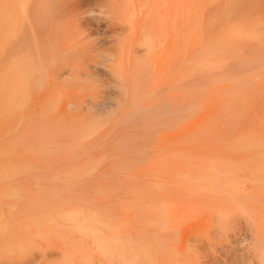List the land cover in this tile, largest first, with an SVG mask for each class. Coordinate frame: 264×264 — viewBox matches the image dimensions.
<instances>
[{
    "label": "rangeland",
    "instance_id": "obj_1",
    "mask_svg": "<svg viewBox=\"0 0 264 264\" xmlns=\"http://www.w3.org/2000/svg\"><path fill=\"white\" fill-rule=\"evenodd\" d=\"M18 1L0 0V86L5 87L10 83L6 85L8 80L4 77H12L15 68L25 71L31 61L29 32V41L23 39L15 43L13 36L16 23L24 18V9L31 8L29 13L33 21L38 10L65 9L60 0H31L30 4V0ZM123 1L80 0L81 6L77 9L90 13L84 15L91 20L97 18L98 9L108 5L113 9H157V6L166 9L161 6L165 5L161 0H150V3L149 0ZM154 1L156 4L160 1L161 7L153 6ZM189 1L172 0L176 9L172 34L178 35L177 40L188 28V35L184 33L188 54L183 52L184 44L180 43H185V38L180 37L181 41L177 40L180 44H174L175 48L183 45L179 49H184L179 52L173 50V41L169 44L173 53L168 47L159 46H162L157 50L160 54L154 57L159 58L163 66L154 57L153 64H146V68L143 61H132V69L130 60L127 61L125 64L130 65L133 72L139 71L140 77L124 65L123 71L128 69L131 73L127 72L128 77L122 71L120 94L109 93L114 103L108 102L110 96L108 99L104 96L107 105L103 101L104 111L99 115L87 109L72 111V114L65 106L64 97L66 101L86 94L99 97L101 95L94 90L100 86L97 88L93 81L83 78L82 82L61 79L57 82L59 87L53 89L59 88L62 92L66 107H62L60 117L62 129L65 127L64 139L60 138L63 153L58 168L62 186L61 211L64 215L77 213L85 227L93 230L82 235L62 221V227L58 226L61 228L57 231L59 236L56 232H50L51 236L48 233L30 251L0 253L10 259L3 263L157 264L162 257V264L163 261L164 264H214L219 259L222 264L228 259L231 264H247L249 258L264 264L260 262L264 258V27L253 30L252 9H235L237 0H192L202 2L203 7L197 4L201 7L197 9H194L196 4ZM182 9H187V27L181 17ZM178 16L181 17L179 21ZM146 17L133 22H138L132 24L133 27L143 26ZM151 18V23L146 24L156 23L153 15ZM241 31L244 34L240 36ZM173 38L171 35V40ZM164 50L171 55L168 54L170 59L164 55ZM160 51L164 52L165 60ZM184 53L187 58L182 57ZM69 55L62 47L46 53L45 57L51 60L47 62L50 66L56 67L68 62ZM166 60L169 68L168 64L165 67ZM135 66L143 70H136ZM154 66L159 69L154 71ZM164 67L165 70L161 69ZM145 69L150 71L148 75ZM4 73L8 75L3 77ZM131 74L137 77L132 76L133 80ZM111 85L100 88L108 93V86H114ZM223 164L228 172L220 171L219 166ZM100 230L102 238L113 237L118 242L115 245L104 243L103 254L92 240L90 242L93 232ZM193 237H199L196 239L203 246L200 245L202 251H199L197 240V244L191 241ZM160 240L165 241V245ZM150 242L160 251L155 247L156 251L152 250ZM146 244L150 245L149 249L145 248ZM131 249L135 253L130 252ZM204 256L207 259H203ZM216 264H220V260Z\"/></svg>",
    "mask_w": 264,
    "mask_h": 264
},
{
    "label": "bare ground",
    "instance_id": "obj_2",
    "mask_svg": "<svg viewBox=\"0 0 264 264\" xmlns=\"http://www.w3.org/2000/svg\"><path fill=\"white\" fill-rule=\"evenodd\" d=\"M27 1L24 0L25 3ZM60 1H62V4L65 9H53V8L41 9L42 8L41 6L40 8L41 11L38 10V16L35 21H33L29 13V9H31L29 6L32 5L28 6L29 9L22 8L24 9L25 15L23 16L24 18L21 15L23 19L20 20L21 22L16 23L15 29L13 31L14 34L13 36L15 38V43H19L18 41L23 39H26L27 41L30 40L29 41L30 43L28 45H29V50H32V54L31 52H29V54H31V61L30 64L28 63L29 65L27 69L25 71L23 70L24 72L22 71V69L20 70L19 68H15V71L13 70L14 72L12 74V77H10V75L8 76L11 81L8 78L4 77L5 75L8 74L6 73H4V75L2 74L4 79L8 80V82L5 81L7 82L6 85L9 83L12 84L11 85L9 84L10 87L9 85L8 87L0 86V253L10 254L11 252L13 253L19 251L24 252V251L33 250L36 247L38 240H43L46 235L50 234V232L52 233L56 232L57 234V231L61 229L58 226L62 227L61 226L62 224H60L62 223V221L63 222L66 221L73 231L75 230V232H78L82 235H86L87 233H89V230L91 232L93 230V229L91 230L89 226L85 227L83 222L80 221L79 215L77 213L69 212L64 215L61 211L60 193L62 192V186H61V174H59L58 168L60 162V155L63 153V151L60 150L61 149L60 138L62 135H64L62 134V132H65L63 131L65 127L62 129L63 124H61V119H60L62 114L61 109L64 106V102H65V106L67 108H70L69 112L71 113L72 111H78V110L80 111L87 109L88 112L92 113L93 115H99L102 110L104 111V103H106V99L104 98L107 96L108 99V96H110L108 99L109 102L111 98L113 99V95L110 94H113L114 92L116 94H120L122 89V83H121L122 71L125 70L124 65L129 63L131 66L126 65L127 66L126 68H129L130 70L131 68L133 69L132 61L135 63L136 61L137 62L143 61L142 63L145 64V68H146V64L148 63L153 64L151 62L152 61L151 59L152 57H154V55L157 57L159 56L158 54L160 53L157 52V50L159 48L161 49L162 46L159 47L161 44L164 46L163 49L164 48L166 49L168 47L167 48L168 51L172 50V49L170 50L169 47L170 46L169 44L172 41L174 42V43L172 42L173 44L171 43V46L173 45L172 46L173 50L179 52L180 50H183L185 48L183 52H186V50L188 51L187 48L188 45H186V40H187L186 35H188V33L186 34V31L188 28H185V32H182L183 34L181 33L182 35H180L179 39H177L180 42L181 39L183 40L185 38L184 40L185 43L183 41L180 42L184 44V48L182 49H179V47L181 48L183 47V45L178 46L180 43L176 40L178 35L177 37H175V32L172 34V29L174 28V22H175L174 10H176L175 5L172 4V0H165V1L161 0L162 3L165 2V5L162 4L160 1H158V4H156L155 3L156 0L154 1V4L152 3L153 6L159 5L161 3L162 5L161 4L160 5L162 7L163 6L166 7V9H159L158 6L156 7L157 9H117V8L113 9L111 7H108L109 5L107 7L103 6L101 9H98L97 12L98 16L96 15L97 18H94L92 20L89 19V17L88 18L85 17L87 14L90 13L84 12L86 14L84 15V13L81 12L82 9H77L79 8V6H81L80 0H60ZM113 1L116 2V0ZM190 1L193 2L192 0ZM117 2H121V1H117ZM235 2H236L235 9L244 10L247 7L248 9H252L250 14V20L253 26V30L259 31L264 27V15H262L264 0H237ZM25 3L24 6H27V4ZM30 3H32L31 0L29 1L28 4ZM122 3H115V4H122ZM148 3H150V0L148 1ZM201 3L200 2L195 3L196 8L194 9H197V7L201 5ZM12 5L18 8L16 2H13ZM201 6L203 7V5ZM61 8H63L62 5ZM182 11L184 13L182 12L181 14H183L184 16L182 15L181 17L182 18L184 17L185 23L184 22L183 23L185 24V27H187L188 26L187 9H182ZM151 15L154 16L156 23L148 25L146 24V22L149 21V24L151 23L152 21ZM144 16L145 17L147 16L146 22L144 21V25L138 27L139 29L137 27H136L137 29H135L133 25L138 24V22L137 23H133V22L138 21L140 17L145 18ZM181 17H179L177 21H179ZM139 24H141V22H139ZM240 24L241 23H239V25ZM135 26H139V25H135ZM241 27L244 26L242 25ZM181 29L183 30V27ZM27 34L29 35L30 39L27 37ZM239 34L241 36L244 33L241 31V33ZM51 35H53V37ZM171 35L172 38L175 37L173 38V40H171ZM175 42L176 44L179 43L177 45V48H175L176 47ZM62 47L66 48L70 54L68 62H65L64 64L58 65L56 67L50 66L49 63H47L49 61L51 62V60L49 61L47 60L50 58L49 57L50 55L47 54L46 56L47 59H46L45 54L48 52L51 53L52 51L61 49ZM173 50L171 51V53H173ZM178 52L176 53L178 54ZM183 52L181 54H183ZM162 53L164 54L163 51L161 52V55ZM186 53L188 54V52ZM168 54L169 53L167 52L166 54L165 51L164 54L165 56L166 55L167 57L171 56L170 54L168 56ZM186 55L184 53L182 57L184 58V56ZM157 57H154V59H156L158 62L159 58L157 59ZM164 58L165 57H163V59ZM168 60L165 61L166 62L165 67H167ZM127 61L129 62L127 63ZM153 62H155V60ZM158 63L162 64V61H159ZM158 63L156 64L155 62V65H158ZM169 63H171V61ZM185 64L183 66H185ZM163 65L164 63L162 64V66ZM143 66L144 65L142 64L141 67ZM141 67L139 66V68ZM158 67L160 68L161 66L158 65ZM165 67L161 69L165 70ZM13 68L14 67H12V69ZM139 68L137 67L136 70H143ZM150 68H152L151 65L149 69ZM154 68H153L154 71L159 69L156 68V66H154ZM168 68H169V64H168ZM168 68L166 69L168 70ZM126 70H127L126 72L123 71L124 74L125 73L127 74V72H129L128 74L131 73V71H129L128 69ZM167 70L166 72H168ZM138 72L139 71L133 73L137 75ZM183 72H185V70ZM148 73H150V71L149 72L147 71L146 75H148ZM138 74L141 75V73ZM103 75H106L107 77L103 78L105 77ZM136 75L131 74L130 77L133 78L132 76H136ZM82 78L85 80L93 81L94 84L97 86V88L99 86L100 87L102 86L101 88H103L104 85L106 86L111 84H114V86L113 87H111L112 85L108 86L110 90V92L108 93L106 92V90L104 92V90L101 89L100 87L99 89L94 90L97 92V94L101 95L99 97L93 94L92 95L86 94L84 96L83 95L80 96L76 100H72V98H70L72 101H66L67 99H65V97H64L65 100L64 101L62 97V92L58 90L59 88L58 89L55 88L56 90L53 89L60 79L63 81L80 80L82 82L81 80ZM184 78L186 79V77ZM137 80L139 81L140 79L138 78ZM130 85L133 86L134 84H130ZM57 86L59 87V85ZM129 87H130L129 89L133 91V89L131 88H133L134 86L133 87L129 86ZM60 88H63V86H61ZM66 97L69 98L68 95ZM180 97H182V95ZM103 101L105 102L103 103ZM112 101L113 100H111V102ZM105 105H107V103ZM65 106L64 108L66 109ZM108 108L110 107L108 106ZM72 114H74V112ZM70 125H72V122L70 123ZM70 125L67 124L68 127ZM79 128L78 130H80ZM79 133L80 131L78 132V134ZM82 133H84V130ZM216 167L213 168L216 169ZM226 167L227 166L224 164L220 165L219 166L220 171L223 172L226 171ZM226 172H228V170ZM263 175H264V171L262 176ZM96 219L97 217L94 218L95 224L97 222ZM98 225L101 226V223L98 222ZM102 227L105 226L102 224ZM100 232L102 233L101 230L98 233L93 232V237L92 239H90V242L92 240L98 251L103 254L105 250L104 243H111V245L112 244L115 245L118 242L113 237L102 238L101 237L102 234ZM52 233L50 234V236L52 235ZM106 235H109V233ZM57 236L59 235L57 234ZM211 236L213 235L211 234ZM193 238L194 239L191 241L195 240L194 242L196 243V240L199 237L198 238L196 237L197 239L195 237ZM171 239H172V235H171ZM161 240L160 242L162 243V245H165L164 243L165 241L163 240L164 242H162ZM171 241L172 240H170L169 242ZM198 242L199 240H197V243ZM202 242L204 243V241ZM193 243L191 242V244ZM150 245L146 244L147 247L145 246V248L149 249L148 246ZM152 245L151 247H153V249L150 247L152 250H154L155 248L157 249L158 247L157 245H156L157 247L154 246V244ZM198 245L199 248L202 246L201 243H198ZM198 245L196 248H198ZM202 247L201 249L198 248L199 251L200 250L202 251ZM219 247L222 246L219 245ZM136 249H138V247ZM156 249L154 251H156ZM159 249L160 248H158L157 250ZM164 249L165 247L163 248V250ZM217 249L219 251V248H216V250ZM222 249L220 250L222 251ZM228 249L229 248H227V250ZM123 250L122 252H124ZM129 251L134 252V249L133 251L132 249ZM154 251L153 253H155ZM223 252L221 253L223 254ZM147 253H149V250ZM224 253H226V250ZM126 254L128 255V253ZM227 256L229 257V255ZM8 257L6 258L5 256H0V264H7L8 262L3 263V260L9 261L10 259ZM123 257L126 258V256ZM155 257L153 258L157 260V256ZM149 258L150 256H148V259ZM205 258L206 257L204 256L203 259ZM143 259L145 260L146 258ZM160 259H162V257L159 258L158 260L160 264H162V261ZM227 259H224V261ZM150 260L151 258L148 260V262ZM195 260L194 262H196ZM219 260H220V264H222L221 259ZM228 260H229L228 262H230L231 264V260L230 259ZM218 261L215 262L214 264L218 263ZM159 262L156 263L158 264ZM228 262L225 261L223 262V264H229ZM260 262L264 263V258L261 259ZM240 263H243V261ZM148 264H150V262ZM247 264H257V262L254 260V258H249Z\"/></svg>",
    "mask_w": 264,
    "mask_h": 264
}]
</instances>
